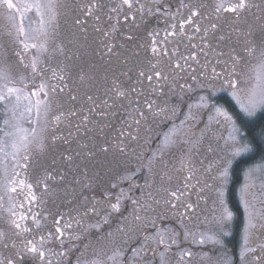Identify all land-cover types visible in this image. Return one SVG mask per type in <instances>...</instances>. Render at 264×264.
Listing matches in <instances>:
<instances>
[{"label": "flooded vegetation", "instance_id": "flooded-vegetation-1", "mask_svg": "<svg viewBox=\"0 0 264 264\" xmlns=\"http://www.w3.org/2000/svg\"><path fill=\"white\" fill-rule=\"evenodd\" d=\"M140 2L145 6V10L137 14L134 21L125 22L122 15L119 17L120 23L117 24V27L121 29L124 36L117 38L116 54L106 56L102 47L105 38L96 29L108 30L111 24L117 23L116 14H112V20H109L104 14H101V18L97 20L95 15H86L81 7V5L87 4L88 0H62L63 7H60L59 24L56 29L50 32L47 44L48 52L45 53L47 58L45 72L50 81L49 86L59 84L65 89L63 93H51L52 116L55 123L52 127L51 137L55 136L56 139L52 140L51 138L46 153L39 156V159L50 170L66 169L65 155L79 150V143L87 141L83 127L77 131L76 126L80 123L79 115L70 117L67 115L68 112H79L81 107L87 108L86 93L96 97L97 103L105 99V79L110 78L113 72L119 73L126 70V65L132 67L147 63V59L151 56L153 39L158 42L157 46L161 50L167 49L170 54L183 53L186 55L193 47L199 52L203 44L207 43L208 47L205 49L207 55L202 53L200 65H192L196 80L191 78V69L177 76L179 84L184 86L183 90L173 84V90L170 91L167 85H164V91L158 95L161 86L155 81L151 85L147 81L143 85H136L143 91L146 99L155 101V103L147 120L141 119L138 131L135 130L136 125L133 124V135L136 136V139L126 141V154L119 157L121 165L117 167L113 162L96 166V169L101 173V178L97 186L86 190L84 194L90 199L100 201L97 205L99 215L90 213L86 216H77L68 207L60 206L59 202L54 204L35 186L32 192L36 201L32 203L27 188L17 189L15 192L16 205L10 218L17 220L22 225L30 224L31 221L21 220V216H32L36 212L52 214L61 212L66 216H75L76 221H79V223L72 222V228L69 230L78 239L66 237L63 248L65 255L52 257L53 264H93V261L97 259L103 260L106 252L117 257L114 260L108 259L105 264H199V242L216 229L215 217L219 212L216 202V182L212 177L217 174L218 165L225 160H231L229 153L218 144L219 141L228 140L231 124L219 117L211 105L216 103L223 106L233 116L236 126L239 128L238 121L242 119L240 115L233 113L238 109V104L230 99L231 89L223 91L221 94H215L209 99L208 106L203 111L206 112V116L201 115L202 109L195 107V101L196 99L200 100L199 94L202 91L198 89L197 81L205 80L203 77H207V85L211 86L213 83L215 86L220 85L222 82L220 80L211 81L212 69L221 71L226 65L230 68L234 48L236 53H239L247 61V64L243 66L247 79L248 68L255 63L256 58L253 53L249 56L244 51L245 37L240 31L235 30H247L246 24L243 20H237L230 14L217 18L213 11L214 0H140ZM196 2L205 3L208 7L198 9L200 15L189 20L191 6ZM182 5H188V7ZM76 19L81 20L80 25L75 23ZM245 19L251 23L253 18L249 15ZM212 24L217 25L215 30L211 28ZM181 25H183L182 31ZM204 29H207L208 32L205 33ZM169 32L176 33V35L169 36ZM129 34L134 38L131 41H126L125 36ZM85 36H87V40L84 39ZM202 36L204 41L200 39ZM221 36H224L225 39H220ZM262 37L259 28H255L250 36L254 42L252 45L254 49L259 46ZM57 46L63 48V52L57 51ZM18 58L23 59V54H20ZM176 58L175 55L171 56L173 61ZM168 59L169 57L163 56L162 63H166ZM25 60L24 58L23 61ZM152 62L156 63L157 60L153 59ZM181 63L183 62L181 61ZM53 70L57 77L63 76L64 79L62 81L50 80ZM185 79H187V83H185ZM246 86L247 83L242 85L244 90ZM153 88L157 91H152ZM69 92L77 96V101L68 100ZM182 99L183 105L181 104ZM189 107L190 109H188ZM184 112H190L192 115L195 113L199 116L198 118H203L204 124L209 125L208 131H206L203 140L196 141L194 144L190 143L191 140H187L175 145L174 127L182 124L183 117H186V122L188 121L187 116L182 114ZM177 113H181L180 118L176 117ZM257 114L252 116L255 117ZM56 116H59L60 119L56 120ZM92 116L95 121L109 125L103 131L112 139L116 138L125 118H128L131 123V119L127 117L123 108L115 116L101 118L95 113ZM240 131L243 137L244 133L241 129ZM88 135L94 136L96 131L94 130ZM98 139L102 138L98 137ZM248 153L250 152L236 157L229 169V179L225 186V200L228 208L233 211V219L224 229V232L228 233L223 237L224 248L207 242V255L211 261L221 251L222 255L234 261V264H241L239 252L243 242L246 217L244 208L239 203V189L244 184L246 168L262 162L255 161L244 170H240L239 178L236 180L234 164ZM109 160L112 158L109 157ZM208 169L211 171H206ZM19 172L20 176L17 179H25L26 182L33 179L32 169L28 170V174L22 169H19ZM192 173H195V178L187 181L189 187L184 189L185 177ZM161 176L164 177L163 180H161ZM121 177H131V179L120 182L117 188L112 189L110 185L117 183ZM205 184L211 187L206 188ZM177 188L181 189L184 195L180 201L173 200V203L177 204V208L173 209L164 201L169 198L168 191H174ZM164 189H168V191H164ZM121 191L131 199L122 201L119 213L109 214L110 207L105 193H110L114 202L115 197ZM142 192L144 195H141ZM149 192L152 193L151 199L147 196ZM259 193L260 191L254 194L255 201H257L254 221L257 222V228L252 230L248 243V247L257 249L253 255L258 254L259 245L264 244V228L259 227L261 223H264V220H261V216H264V204L261 203L264 196ZM137 199L152 204L154 210L144 211L137 207L132 203ZM155 200H159L160 203L155 204ZM184 203L191 204L192 208H185L182 206ZM1 211L0 229L7 230L10 240L19 244L24 237L31 238L28 233H25L24 237L13 235L15 230L11 228L10 222H2V220L8 219L9 214L5 209H1ZM137 213L140 215L139 220L135 219ZM48 219L49 226H51L52 216L49 215ZM161 240L163 243H160ZM137 250L138 256L134 254ZM0 251L3 250L0 249ZM11 251L9 249L5 251V254L11 255ZM189 253L191 255H188Z\"/></svg>", "mask_w": 264, "mask_h": 264}, {"label": "snow or ice", "instance_id": "snow-or-ice-1", "mask_svg": "<svg viewBox=\"0 0 264 264\" xmlns=\"http://www.w3.org/2000/svg\"><path fill=\"white\" fill-rule=\"evenodd\" d=\"M61 6L59 0H36L34 4L27 6L29 9H34L36 14L41 18V27L36 30L38 34L35 37H29L23 27L18 29V43L22 45L26 52L29 49H35L38 53L31 61V73L28 74L27 77H20L19 86H15L11 79V71L7 59L0 60V81H3V89L0 90V103L11 99L13 96L19 101L20 93L28 89L29 85H33L30 93L24 97L25 99H29L30 104L25 110L28 114L27 117H25L24 114L17 117L13 110H9L12 111V117L16 120V123H10L8 119H5L3 125L5 127H11L13 131L7 132L0 128V132H3V136L0 137V153H3L5 159L10 156L13 162V175L11 179L8 178L6 164L0 168V179H3L10 192H16L18 188H27L32 203L36 201V197L32 192L35 186L40 189L45 196L49 197L54 204L59 202L60 206L68 207L70 211L74 212L77 216H86L90 213L99 215L97 212V205L100 201L90 199L84 194L86 190H90L94 186H97L101 178V173L96 169V166L113 162H115L117 167L121 165L122 162L119 157L126 154V141L128 139H136V136L133 135V124L136 125L135 130L138 131L141 119L147 120L155 103V101L146 99L143 91L136 87V85H143L145 81L151 85V83L155 81L161 86L157 93L158 95L164 91V85H167L170 91L173 90V84L183 90L184 86L179 84L177 76L191 69V78L196 80L197 77L194 74L195 70L192 69V65H200V55L202 53L207 55L205 49L208 45L204 43L199 52L193 47L186 55L183 53L170 54L167 49L161 50V48L157 46L158 42L153 39L151 56L147 59V63L133 65L132 67H127L126 65V70H122L119 73L113 72L110 78L105 79V99L97 103L96 97L86 93L85 103L88 105L87 108L81 107L79 112H68L67 115L70 117L79 115L80 123L76 126L77 131L83 127L85 135L87 136V141L79 143V150L65 155L66 169L61 171L50 170L49 167L39 159V154L44 152L46 141L48 140L46 121L48 112L51 110L49 93H63L65 89L60 87L59 84L49 86L41 82L39 85H35L34 82L40 79L46 71V69L39 67V54L48 52V29L55 22L57 10ZM182 6L188 7V5ZM0 7L11 10L16 8V5L13 4L12 0H0ZM81 7L84 9L86 15H95L97 20L101 18V14L107 15L109 20L113 19L112 14H116V24H111L108 30L96 29V31L101 32V35L105 38L102 42V47L105 50L104 55L106 56H113L116 54L115 46L117 38L119 36H124L121 29L117 27V24L120 23L119 17L122 15L125 22L134 21L136 15L145 10V6L141 4L140 0H118V2H116V0H107V2L106 0H88V3L81 5ZM207 7L208 5L202 2L193 3L189 20H191L192 17L200 15L198 9H205ZM148 11H151V9H148ZM213 11L217 18L230 14L237 20H243L245 22L247 30H235L240 31L245 37L244 51L251 56L255 51L252 47L254 42L250 39L253 30L258 27L260 32L264 34V0H214ZM45 15H48L47 20L44 19ZM249 15L253 18L251 23H248L245 19V17ZM75 23L80 25L81 20L76 19ZM211 28L215 30L217 25L212 24ZM182 30L183 25H181V31ZM81 31H83V29H81ZM204 31L205 33L208 32L207 29H204ZM168 35L175 36L176 33L169 32ZM20 37L23 38L21 39ZM133 38L131 34L125 36L126 41H131ZM84 39L87 40V36H85ZM200 39L204 41L203 36L200 37ZM220 39H225V37L221 36ZM259 47L261 48V66L264 67V37H262ZM57 51L63 52V48L57 46ZM233 53L234 55L231 57L230 68L227 65L222 68L221 71H217L213 68L211 81H222L220 90L226 91L231 89L232 96L240 105L241 110L251 116L257 106L256 102L253 100L255 89H250L251 94L248 97L249 102L245 105L240 100L239 96L244 90L242 85L247 83L243 70V66L247 64V61L239 53H236L235 48L233 49ZM17 55L19 56V53H17ZM173 55L177 56L175 61L171 59ZM163 56L169 57L166 63H162ZM153 59H156L157 62L153 63ZM181 61L183 63H181ZM24 68L27 69L28 65H24ZM201 75H203V73H201ZM25 79L28 80V83L24 82ZM63 79V76L57 77L55 70H53L50 80L62 81ZM185 83H187V79H185ZM10 84L13 86H9ZM197 84L200 88H205L206 86L203 80H198ZM189 87L191 88V86ZM214 89L215 84L213 83L208 88V96L200 97L201 106H208L209 99L215 96ZM152 91L155 92L157 90L153 88ZM41 95H43L44 99H40ZM30 97L37 98L35 101V120L32 119ZM68 100L75 102L77 101V96L69 92ZM109 101H111V103H109ZM260 102L264 103V96L261 97ZM42 108L44 110L45 126L38 130ZM121 108L125 110L127 117L131 119V123H129L128 118H125L121 129L116 134V138L112 139L103 131V129L109 127V125L95 121L92 114L95 113L101 118L115 116ZM211 108H214L216 114L222 117L225 122L233 125L234 134L230 136V139L234 143H240L244 138L240 135V128L236 126V122L233 116L229 114V111L216 103H213ZM25 119L29 124H33L31 129L21 125L20 121ZM55 119L59 120L60 117L56 116ZM94 130L96 131V135H88ZM98 137L102 139H98ZM55 139L56 137L53 136L52 140ZM8 149L11 150L10 153ZM250 151L251 149L248 143H244L233 153V156H238L241 153ZM34 153H36V155H34ZM109 157H111L112 160H109ZM231 166L232 161L225 160L222 164L217 166V174L212 177L216 182V202L219 214L215 217L216 229L207 235L206 240L214 245H219L221 248H224L223 237L228 235V233L224 232V229L233 219V211L228 208L225 200V186L229 179V169ZM17 168L24 170L26 174H28L29 169H32L31 175L33 179L29 182H26L25 179H17V177L20 176V172L16 171ZM108 171H111V169H108ZM189 171L191 172V169H189ZM206 171L211 170L208 169ZM253 171H264V165L256 169H247L245 173V183L239 189V203L244 208L246 217L243 242L239 252L241 264H264V244L259 245V253L256 255H253V253H256L257 249L248 247L249 235L252 233V230L257 228V223L254 222L255 216L252 211L255 205L253 201L249 199V196L253 195L250 192L253 185L248 183V181L251 179ZM193 178H195V173L185 177L183 183L184 189H188L189 185L187 181ZM130 179L131 177H121L117 183H112L110 187L115 189L120 182ZM163 179L164 177L161 176V180ZM197 183H199V181H197ZM204 187L207 188L211 186L205 184ZM164 191H168V189H164ZM141 195H144V193L142 192ZM183 195L184 192L179 188L174 191H168L169 198L165 200L164 203L175 209L177 208V204L173 203V200L180 201ZM259 195L264 196V186L261 187ZM147 196L151 199L152 193H147ZM105 198L110 207L109 214L119 213L121 211L122 201L124 199H131L126 196L123 191L115 197L114 202L111 199L110 193H105ZM132 203L144 211L154 210L152 204H148L146 201L142 202L137 199L133 200ZM154 203L159 204L160 201L155 200ZM261 203L264 204V200H262ZM182 206L188 209L192 208V205L188 203H184ZM13 215L15 214L13 213ZM49 215L52 216L51 226H49ZM20 219L30 220L31 223L22 225L15 219L11 220L10 226L15 230L13 235L24 237V234L28 233L31 238L24 237L18 244L16 241L9 239L6 229H0V249L3 250L0 251V264H53L52 257H63L65 255L63 251L66 243L65 238L70 236L72 239H78L75 234L69 231L72 228V222L79 223V221H76L75 216H66L61 212H56L55 214L36 212L32 216H21ZM135 219H140L138 213ZM261 220H264V216H261ZM259 227L264 228V223H261ZM37 237L39 238L37 239ZM200 242L203 243L204 240ZM160 243H163V241L161 240ZM9 249L12 250L11 255H6L5 251ZM57 249L60 250L58 251ZM188 255H191V253ZM249 257H251V259H249ZM108 259L114 260L115 256H110ZM93 264H104V261L102 259H97L93 261ZM224 264H234V261L225 258Z\"/></svg>", "mask_w": 264, "mask_h": 264}, {"label": "rangeland", "instance_id": "rangeland-1", "mask_svg": "<svg viewBox=\"0 0 264 264\" xmlns=\"http://www.w3.org/2000/svg\"><path fill=\"white\" fill-rule=\"evenodd\" d=\"M13 4L16 5V8H13L11 10H8L6 8L0 7V60L2 59H7L8 65L10 66V71H11V79L14 82L15 86H19L20 83V77L25 76L27 77L28 74L31 73V61L33 60L34 57L38 55L37 51L35 49H29L27 52L23 49L22 45H20L17 41V33L18 29L20 27H23L25 32L29 37H35L37 36V31L41 27V18L36 14L34 9H29L27 6L34 4L36 0H12ZM62 0H59V3L61 4ZM63 7V3L61 4ZM59 13H60V7L57 10V16L55 22L52 24V26L48 29L49 35L51 34L50 32L53 29H56L58 24H59ZM45 20L48 19V15H45L44 17ZM264 37V34H262ZM21 39L23 37H20ZM32 42V41H29ZM260 45V44H259ZM16 48V49H15ZM261 48L259 46L256 47L255 52L253 54L255 55L254 58H256V61L254 64H252L247 71V86L246 89L243 90L240 93V100L247 105L249 100L248 97L251 94L250 89H255V96L253 97V100L256 102V107L253 111L252 115H255L256 113H259L261 110H264V103H261V97L264 96V67L261 66V56H260ZM17 53L23 54V59L25 58L26 60L23 61V59H19ZM17 55V57H15ZM40 56V64L39 67L46 69L47 64H46V54L42 53L39 54ZM22 60V62H21ZM24 65H28V68L25 69ZM207 77H203V80L205 82V88H198L199 90H202L199 96H207L208 88L210 87L209 85L206 84L207 82ZM25 83H28V80L25 79ZM41 82H44L49 85V78L47 76V73L44 72L42 77L40 79L35 80L34 84L39 85ZM9 86H13L10 84ZM33 85H29L28 89H25L23 92L20 93V100L17 101L15 99V96H13L11 99L0 103V128L3 129V131L7 132H12L13 129L11 127H5L3 125V121L5 119H8L10 123H16V120L13 119L12 117V111L15 112V115L19 117L21 114H24L25 117H27V112L25 111L29 106V99H25V95L29 94ZM3 89V81H0V90ZM207 90V92H206ZM215 94H221L223 91L220 90V85L215 86ZM50 99H51V110L48 112L47 115V121H46V126L48 129L47 136L48 140L46 141V148L43 153H40V155L46 153L47 151V145L49 144L52 136V127L55 124L53 122V116H52V97L51 93H49ZM230 96L233 101L237 102L236 99L232 97V93H230ZM198 97V96H197ZM36 97H30L31 100V106H32V119L35 120L36 118V108H35V101ZM40 99H44L43 95H41ZM196 105L195 107H198L202 109L201 115L206 116V112H203L206 106H201V101H195ZM181 104L183 105V99L181 100ZM238 104V103H236ZM238 110L245 116H249L246 113H244L240 105H237ZM190 109V107L188 108ZM43 108L41 109V116H40V123L38 126L39 128H42L45 126V118L43 115ZM262 112V111H261ZM184 116L186 115L188 118V121L186 122V117H183L184 120L182 124H179L175 126L174 128V143L175 145H179L180 143H184L187 140H191L190 143L194 144L196 141H201L204 139V136H206V131H208V124H204L203 118H198L199 116L197 114H190V112H184L182 113ZM251 115V116H252ZM181 113H177L176 117L180 118ZM250 116V117H251ZM21 125L25 128L31 129L33 127V124H29L27 120H21L20 121ZM231 133L229 134L228 140L221 142L219 141V145L221 147H224L225 151L229 153V157L231 161H233L236 157L240 155H244L247 152L241 153L238 156H233V153H235L245 142L244 140H241L240 143H234L231 139L230 136L234 134L233 130V125L231 124L230 127ZM241 135V131H240ZM3 136V132H0V137ZM242 136V135H241ZM239 139V137H238ZM179 148V147H175ZM10 153V149H8ZM36 155V153H34ZM0 168L3 167L4 164L7 165V173H8V178L11 179L13 175V162L10 158V156L5 159L3 153H0ZM22 162V161H21ZM264 165V162L248 166L246 168H253L256 169L259 166ZM20 168H17L16 171H19ZM245 171V173H246ZM245 173H244V183H245ZM248 183L252 184L253 187L250 189V192L253 195L249 196V199L253 201L254 205L256 204L257 201H255L254 194L260 191L261 187L264 186V171H253L251 179L248 181ZM15 201H16V193L15 192H10L8 190V186L5 185V182L3 179H0V212L1 209H5L9 214L8 219L2 220V222H10L12 217V211L15 208ZM256 206V205H255ZM254 216H255V207L252 209ZM256 219V216H255ZM255 222V221H254ZM257 223V222H256ZM204 242L201 243L199 242V264H224V260L226 257L222 255V252L220 251L219 254H216L214 256L213 261L209 259V256L207 255L208 251L206 250V245H207V240L206 238H203ZM136 256H138V250L135 251L134 253ZM118 255V254H117ZM110 256H115L108 252L104 253L103 256V261L104 264L107 263L108 257Z\"/></svg>", "mask_w": 264, "mask_h": 264}, {"label": "trees", "instance_id": "trees-1", "mask_svg": "<svg viewBox=\"0 0 264 264\" xmlns=\"http://www.w3.org/2000/svg\"><path fill=\"white\" fill-rule=\"evenodd\" d=\"M236 111H233V113L240 115L242 119L238 121V124L244 133V141L251 148L250 153L237 160L234 164V169H236L235 178L237 180L240 170H244L245 167L255 161H264V110H261L262 112L260 111L255 117L245 116L238 109Z\"/></svg>", "mask_w": 264, "mask_h": 264}]
</instances>
